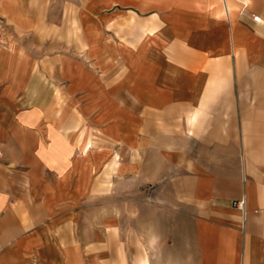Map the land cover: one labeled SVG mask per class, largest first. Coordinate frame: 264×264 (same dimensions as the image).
<instances>
[{"label": "crops", "instance_id": "0c3cea01", "mask_svg": "<svg viewBox=\"0 0 264 264\" xmlns=\"http://www.w3.org/2000/svg\"><path fill=\"white\" fill-rule=\"evenodd\" d=\"M253 16L264 0H0V264H110L75 226L90 174L158 185L179 264H264Z\"/></svg>", "mask_w": 264, "mask_h": 264}, {"label": "rangeland", "instance_id": "374dc122", "mask_svg": "<svg viewBox=\"0 0 264 264\" xmlns=\"http://www.w3.org/2000/svg\"><path fill=\"white\" fill-rule=\"evenodd\" d=\"M88 177L89 188L94 186L88 191V200L83 206L82 224L75 226L81 227L82 233L87 235L90 253H93L95 243H102L117 255L108 258L110 264H141L144 260L150 264L158 258L157 252L164 249L166 255L160 254V257L165 256L170 264H179L177 255H173L172 244V239L180 235L177 225H173L177 209L160 206L163 196L156 195L158 185L136 188L131 175L118 174L111 179V186L104 185L106 190L98 192L94 188L97 175ZM105 179L109 182V176ZM160 233L162 238L158 237ZM184 253H187L188 263L194 260L192 248Z\"/></svg>", "mask_w": 264, "mask_h": 264}, {"label": "built area", "instance_id": "2783aa9c", "mask_svg": "<svg viewBox=\"0 0 264 264\" xmlns=\"http://www.w3.org/2000/svg\"><path fill=\"white\" fill-rule=\"evenodd\" d=\"M252 20L255 23L264 25V21H262V19L258 16H253ZM7 44H8V41H7V25H6V22L4 21V19L0 18V49L5 47ZM232 206L241 213L243 220H245V213L246 212H245V199H244V197H241L237 200H234L232 202Z\"/></svg>", "mask_w": 264, "mask_h": 264}]
</instances>
